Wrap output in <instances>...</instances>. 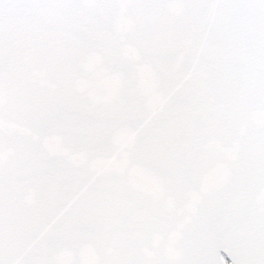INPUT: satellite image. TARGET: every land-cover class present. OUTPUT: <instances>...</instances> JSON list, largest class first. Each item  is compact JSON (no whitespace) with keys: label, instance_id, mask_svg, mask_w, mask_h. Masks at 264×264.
<instances>
[{"label":"snow or ice","instance_id":"snow-or-ice-1","mask_svg":"<svg viewBox=\"0 0 264 264\" xmlns=\"http://www.w3.org/2000/svg\"><path fill=\"white\" fill-rule=\"evenodd\" d=\"M0 264H264V0H0Z\"/></svg>","mask_w":264,"mask_h":264}]
</instances>
